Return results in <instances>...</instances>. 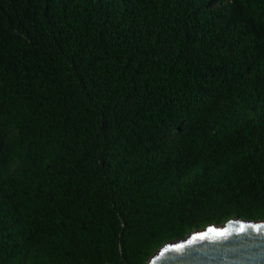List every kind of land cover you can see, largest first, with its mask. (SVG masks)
Here are the masks:
<instances>
[{
    "label": "trees",
    "instance_id": "trees-1",
    "mask_svg": "<svg viewBox=\"0 0 264 264\" xmlns=\"http://www.w3.org/2000/svg\"><path fill=\"white\" fill-rule=\"evenodd\" d=\"M264 220V0H0V264H146Z\"/></svg>",
    "mask_w": 264,
    "mask_h": 264
},
{
    "label": "water",
    "instance_id": "water-1",
    "mask_svg": "<svg viewBox=\"0 0 264 264\" xmlns=\"http://www.w3.org/2000/svg\"><path fill=\"white\" fill-rule=\"evenodd\" d=\"M146 264H264V220L209 223L164 243Z\"/></svg>",
    "mask_w": 264,
    "mask_h": 264
}]
</instances>
